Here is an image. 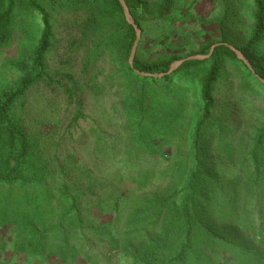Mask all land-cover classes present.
I'll return each instance as SVG.
<instances>
[{
	"label": "rangeland",
	"instance_id": "obj_1",
	"mask_svg": "<svg viewBox=\"0 0 264 264\" xmlns=\"http://www.w3.org/2000/svg\"><path fill=\"white\" fill-rule=\"evenodd\" d=\"M36 1L52 18L54 35L45 63L53 81L33 86L23 106H16L15 116L36 153L48 163L52 179L81 189L83 209L95 200L103 202L104 214L113 216L124 245L126 234L135 230L131 225L142 229L131 238L134 244L153 234L145 228L154 232V220L148 219L143 228L135 224L142 201L167 196L176 198L178 205L193 173L210 168L219 202L212 225L228 228L226 234L240 247L226 256L218 247L212 260L223 256L222 264H259L240 262L242 249L249 253L247 259L258 252L264 260V183L255 190L242 187L253 168L248 159L253 139L264 125V87L243 64L223 58L212 120L196 147L195 129L203 111L201 84L210 61L155 83L129 71L131 52L127 55L122 42L126 31L119 32L121 23L111 0ZM127 1L143 26L137 52L143 65L206 56L201 54L204 48L223 42L242 48L255 31V0ZM10 2L0 0V17ZM41 33V18L30 11L28 1L14 0L8 36L0 41V93L23 77ZM114 34L118 36L108 45ZM256 50L264 60V34ZM138 104L143 106V120L131 119L129 113ZM133 115L139 116L136 111ZM7 193L8 188L0 186V200ZM233 196L240 219L229 223L220 210ZM118 199L123 214L108 208ZM14 237L5 240L1 255L13 263L20 258ZM87 240L84 248L97 264H132L126 249Z\"/></svg>",
	"mask_w": 264,
	"mask_h": 264
},
{
	"label": "trees",
	"instance_id": "obj_2",
	"mask_svg": "<svg viewBox=\"0 0 264 264\" xmlns=\"http://www.w3.org/2000/svg\"><path fill=\"white\" fill-rule=\"evenodd\" d=\"M27 1L30 11L36 12L41 18L42 33L32 60L27 68L22 70L23 77L13 87L5 88L0 93V186L8 188V193L0 200V264H97V259L89 256L90 250L86 251L84 248L88 238L95 242H107L112 249H126L127 253L132 255V264H202L205 258L207 264H222L223 256L217 261L212 260V255L217 252L218 247L223 248L224 256L240 247L235 238L226 234L228 228L217 230L212 225L216 223L214 213L218 211L216 206L219 202H215L217 183L210 168L201 167L193 173L183 189L185 198L178 205L176 198L167 196L142 201L135 216L133 214L135 224L143 228L144 223H150L148 219L154 220V223H150V227L155 224L154 232L145 228L146 233L153 234H145L144 238L137 239L134 244L131 238L142 229L131 225L135 230L126 234L124 245L119 238L117 227L112 224L113 216L104 214L103 202L95 200L92 205L83 209L81 201L84 194L81 189L74 190L59 179H52L48 163L36 153L25 127L15 116L16 106H23L24 99L33 86L42 80L53 81L46 72L45 63L54 35L51 14L36 0ZM126 2L134 21L143 32L139 17L127 0ZM255 5V31L250 41L237 49L244 54L254 71L264 79V60L256 50L264 34V0H255ZM111 6L115 8V16L121 23L119 32L126 31L122 42L128 55L136 41V32L126 21L119 1L111 0ZM13 9L14 0H11L8 10L0 17L1 43H4L8 36ZM117 36L118 34L111 36L107 44H111ZM212 46L204 48L201 54L209 55ZM223 58L243 64L250 77L257 80L228 47L222 45L214 50L211 58L205 60L210 61L212 65L201 84L203 111L195 129L196 147L212 120L216 103L215 86L223 67ZM174 61L178 60L175 58ZM202 62L204 63L186 62L173 75L201 65ZM172 64V61H167L152 66L143 65L136 54L135 68L141 72L166 73ZM128 69L135 73L130 65ZM171 77L151 80L158 83ZM258 83L264 87L259 81ZM142 108L143 106L138 104L133 112H129L132 114L131 119L143 120ZM135 111L139 116L133 115ZM248 159L253 168L250 173H246L247 182L242 187L255 190L257 185L262 186L264 183V125L253 139ZM239 185L235 184L237 187ZM235 192L237 194V191ZM234 199L235 196L229 198V203L224 204L220 210L222 219L227 217L228 222L240 219L239 211L233 205ZM119 201L120 199L112 202L108 208L118 213L121 206ZM235 212L238 215L234 217ZM12 235L15 236L13 246L17 249V256H20L15 263L7 255L1 258L6 248L3 243ZM52 240L59 245H54ZM255 255L257 256L254 259L253 256L247 259L249 253L242 249L239 252V260L242 263L253 260L264 264L262 255L258 252H255Z\"/></svg>",
	"mask_w": 264,
	"mask_h": 264
},
{
	"label": "water",
	"instance_id": "obj_3",
	"mask_svg": "<svg viewBox=\"0 0 264 264\" xmlns=\"http://www.w3.org/2000/svg\"><path fill=\"white\" fill-rule=\"evenodd\" d=\"M118 1H119L120 5L123 8L126 21L128 22V24H130L133 27L134 31L136 32V41H135V43L133 45V48H132V51H131V54H130V57H129V65H130V67L133 69V71L137 75H139L141 77H144V78H151V79H156V80H162L164 78L171 77V76H173L174 73H176L180 69V67L184 63L190 62V61H205V60H208V59L211 58L212 54L214 53V50L217 47L224 45V46L228 47L231 51H233L237 55L238 59L240 61H242L247 66V68L251 71V73L257 78V80L262 85H264V79L262 77H260L256 73V71H254V69L252 68L251 64L248 62V60L244 56V54L239 49H237L236 47L228 45L226 43L213 45L209 55H206V56H190L188 58L175 61L171 65L169 71L166 72V73L150 74V73L141 72V71L137 70L135 68V59H136V54H137L139 45H140L141 40H142V33L143 32L140 29V27L136 24V22L134 21L132 15H131V12H130V8H129L126 0H118Z\"/></svg>",
	"mask_w": 264,
	"mask_h": 264
},
{
	"label": "built area",
	"instance_id": "obj_4",
	"mask_svg": "<svg viewBox=\"0 0 264 264\" xmlns=\"http://www.w3.org/2000/svg\"><path fill=\"white\" fill-rule=\"evenodd\" d=\"M168 156H166V158H167Z\"/></svg>",
	"mask_w": 264,
	"mask_h": 264
}]
</instances>
